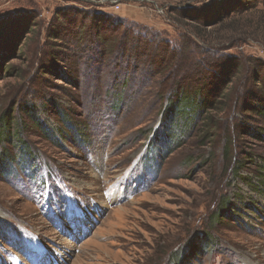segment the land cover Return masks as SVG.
<instances>
[{"label":"rangeland","instance_id":"rangeland-1","mask_svg":"<svg viewBox=\"0 0 264 264\" xmlns=\"http://www.w3.org/2000/svg\"><path fill=\"white\" fill-rule=\"evenodd\" d=\"M234 1L0 0V264H264V117L236 102L264 83L238 76L264 65V0L211 23ZM201 72L217 110L170 124Z\"/></svg>","mask_w":264,"mask_h":264},{"label":"trees","instance_id":"trees-1","mask_svg":"<svg viewBox=\"0 0 264 264\" xmlns=\"http://www.w3.org/2000/svg\"><path fill=\"white\" fill-rule=\"evenodd\" d=\"M258 4H259V0H235L233 4L229 5V7L228 5L227 7H224V5L222 4V7L219 13H216V15H214L215 19H213L212 20L213 22L211 23L220 24L227 19H231L236 16H242L243 13L245 12L248 13V12H251L252 10H255L258 7ZM192 10L193 9H188V8L181 9L178 14L182 16V19L184 21L188 19L196 20L197 16L192 17L193 16ZM204 18L205 17H203L202 19ZM258 19H261V18L258 17ZM196 21H199V20L197 19ZM255 24L258 28L256 30L257 34L260 33V31L264 30L263 22L258 20L255 22ZM230 30L232 32H237L238 30V33L240 34V36H243V37L249 32L248 29H246V26L242 28L240 27V29L236 27ZM100 31L101 30L98 31L96 28L95 36L98 38H100V34H101ZM253 32L251 33L253 34ZM54 34H55L54 39L61 40L60 36L62 35H59L60 33L59 34L54 33ZM144 45H146V49H147L148 44L146 43ZM159 47L160 46H157V48ZM145 55L147 56L149 54H145ZM154 57L155 56H153V58ZM248 61L249 60H247V65H246L248 69H244L242 67L240 71L237 70L238 76L240 77V74L241 75L244 74L245 76L246 73L249 74L250 72L256 74L255 73L256 69H259L257 73H258V80L260 81L261 77L264 76V65H261V66L251 65L250 62ZM210 75H211L210 72H207V73L201 72L200 76H197V78H195L194 83H191V82L182 83L181 80H178L175 84L173 85L171 84L169 86V89L172 92H174L172 96L173 100L169 101L170 102V107H169L170 124H171V119L172 121H176V119L178 118L180 119L181 117L182 119L181 122L183 123V127L185 129L192 124L194 125L196 119L198 118L200 119L204 115H207L209 113H212L214 110H217V105L219 104L218 102L222 98V96H224L225 89L222 90L221 86H218L217 84H212L210 86V83L213 82L212 79H210ZM231 83H233V80L230 81L228 84H231ZM243 83L244 84L242 85V82L240 80V86L238 87L236 91V94H237L236 97L238 96V93H240L239 96H242V99L240 100V102L238 101V99H236V102L239 104L243 103L245 105V109H244L245 111L252 110V112H255L256 114L264 117V83L263 84L261 83L260 86H258L257 88H254L253 92H249L247 94L249 97H246V96L244 97L243 95H241V92L242 91L244 92V89L246 88L247 81H243ZM236 102L233 106V109L240 108V106L238 107L236 105ZM256 105L257 107H255L254 109V106ZM10 112H11V109L9 111H6L4 113V116L0 118V143L9 141V139L11 138L15 139L14 135L11 137V135L7 133V130L11 128V125L13 124V121L15 119V117H13L12 115L10 116ZM249 130H250V134L252 135V137L264 142L263 130L261 129L255 130L254 128H250ZM2 158L6 159L5 156ZM9 161L10 160H8V163L4 162L3 163L4 165L3 164L2 165L5 166V168H7L8 167L7 164H9ZM260 166L264 169V161L260 163ZM260 173L264 174L263 171H261Z\"/></svg>","mask_w":264,"mask_h":264},{"label":"built area","instance_id":"built-area-1","mask_svg":"<svg viewBox=\"0 0 264 264\" xmlns=\"http://www.w3.org/2000/svg\"><path fill=\"white\" fill-rule=\"evenodd\" d=\"M78 1V0H71ZM89 5L98 6L102 9L110 8L113 12L117 13L120 10L121 2L120 0H84Z\"/></svg>","mask_w":264,"mask_h":264},{"label":"bare ground","instance_id":"bare-ground-1","mask_svg":"<svg viewBox=\"0 0 264 264\" xmlns=\"http://www.w3.org/2000/svg\"><path fill=\"white\" fill-rule=\"evenodd\" d=\"M61 228L63 229V228H65V226H63L62 224H61ZM73 231H69V233H70V235H71V233H72ZM42 250V249H41ZM43 253V252H42ZM51 255H53V254H51ZM54 256V255H53ZM41 259H42V264H49L50 262H49V259H50V257L49 256H47L46 254H43L42 256H41ZM54 262V261H53Z\"/></svg>","mask_w":264,"mask_h":264}]
</instances>
